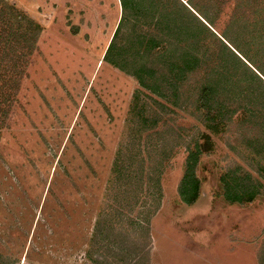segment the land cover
<instances>
[{
  "label": "rangeland",
  "instance_id": "374dc122",
  "mask_svg": "<svg viewBox=\"0 0 264 264\" xmlns=\"http://www.w3.org/2000/svg\"><path fill=\"white\" fill-rule=\"evenodd\" d=\"M4 1L43 29L0 127V264H261L258 129L238 111L223 132L211 133L213 147L197 167L202 192L185 204L178 189L186 145L205 130L196 106L201 72L190 74L174 105L104 61L120 0ZM182 2L199 15L192 0ZM227 18H217L218 36ZM172 39L164 47L179 53V36ZM138 93L144 112L160 116L149 131L140 125V132L132 109ZM156 165L162 193L148 181ZM225 172L259 180L261 193L228 204Z\"/></svg>",
  "mask_w": 264,
  "mask_h": 264
},
{
  "label": "trees",
  "instance_id": "16d2710c",
  "mask_svg": "<svg viewBox=\"0 0 264 264\" xmlns=\"http://www.w3.org/2000/svg\"><path fill=\"white\" fill-rule=\"evenodd\" d=\"M192 1L188 2L190 8L200 16L182 0H120L123 15L104 55V61L134 76L142 89L157 92L172 104L190 74L201 72L204 81L196 106L205 130L186 145L185 173L178 189L187 205L196 203L202 192L197 167L205 151L213 147L211 133L223 132L238 111L243 114L242 123L258 129L254 140L264 147V0ZM178 13L185 16L176 19ZM222 14L228 22L223 23L218 36L215 25ZM42 29L16 6L0 0V127ZM174 36H179V53L164 47L172 44ZM150 53H154L151 60ZM145 58L150 64L143 62ZM146 106L136 94L132 109L138 112L140 132L142 125L149 131L160 120L157 110L144 112ZM147 176L152 187L162 193L158 165ZM220 181L228 204L251 203L263 189L259 180L237 172H225Z\"/></svg>",
  "mask_w": 264,
  "mask_h": 264
},
{
  "label": "crops",
  "instance_id": "0c3cea01",
  "mask_svg": "<svg viewBox=\"0 0 264 264\" xmlns=\"http://www.w3.org/2000/svg\"><path fill=\"white\" fill-rule=\"evenodd\" d=\"M241 242V241H240ZM261 242V241H260ZM262 243V242H261ZM259 258L261 260V264H264V252L261 254L259 253ZM260 264V263H259Z\"/></svg>",
  "mask_w": 264,
  "mask_h": 264
}]
</instances>
